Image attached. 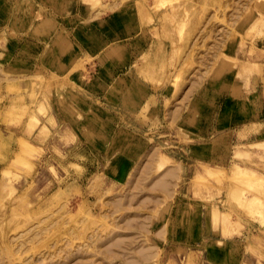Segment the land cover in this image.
<instances>
[{
	"label": "rangeland",
	"instance_id": "rangeland-1",
	"mask_svg": "<svg viewBox=\"0 0 264 264\" xmlns=\"http://www.w3.org/2000/svg\"><path fill=\"white\" fill-rule=\"evenodd\" d=\"M43 3L0 0V264H264V0H74L63 73Z\"/></svg>",
	"mask_w": 264,
	"mask_h": 264
},
{
	"label": "crops",
	"instance_id": "crops-1",
	"mask_svg": "<svg viewBox=\"0 0 264 264\" xmlns=\"http://www.w3.org/2000/svg\"><path fill=\"white\" fill-rule=\"evenodd\" d=\"M39 1L41 2V4L43 1L44 2L43 4L47 7H49L50 10H47V11H49V13L47 15L51 14L55 17V14L53 11L55 10V13H56L60 10L59 13H57L58 16L60 17L59 19L57 18L60 21V24H59L60 26L58 25V20L55 22V20L53 21L52 18L47 17L44 20H40L39 23H37V25H34L32 27V30H34L35 32L41 31L43 34H49L50 35L53 32L54 28L57 26V29L55 31L56 34H55L54 38L51 40V43H49L47 45L49 48L45 52H47V54H53V55L57 56L56 58H58L59 69H61L60 71H61V73H63V71H65V69H63L65 66L62 64V62H63V60L68 59L70 57V55L75 54V52L77 51V44L74 42V38L71 35V33L73 31L71 30L70 25L68 26V24H64V23L61 24V23L65 22L67 19H68V22H70L71 20L69 18H74V17L80 18V17H82L81 13L83 11L82 10L83 5H82V8L80 9L79 13L75 9L72 13L71 11L73 10V8L70 6H72V2L74 0H66L67 2H65V0L64 1L63 0H39ZM59 1H60V6L57 8V6L59 5ZM74 5H75V3H74ZM52 6L54 7V9L52 8ZM53 16H51V17H53ZM43 23H51L52 27L46 29L43 27ZM40 24H42V27H40ZM102 25L103 24H101L100 26H102ZM90 31L91 30H82L81 34H83L85 36V33L90 32ZM58 35L59 36L62 35L63 38L59 39ZM89 35H91V36H88V37H91V39L94 38V32L90 33ZM41 37H44V36L41 35ZM102 43H103V41L101 42L98 40V45L101 48H104L106 44H104V43L102 44ZM31 45L34 46L33 43L30 44V46ZM47 46H46V48H47ZM118 51L119 52L121 51L120 46L118 47ZM67 62H69V61H67ZM73 62L74 61L72 60V63ZM69 63H71V61ZM126 101L129 104L133 103L132 100H129L127 98H126Z\"/></svg>",
	"mask_w": 264,
	"mask_h": 264
},
{
	"label": "bare ground",
	"instance_id": "bare-ground-1",
	"mask_svg": "<svg viewBox=\"0 0 264 264\" xmlns=\"http://www.w3.org/2000/svg\"><path fill=\"white\" fill-rule=\"evenodd\" d=\"M25 145H26V144H25ZM249 149H250V148H249ZM23 152H25V151H23ZM236 152H237V151H236ZM24 154H25V153H24ZM239 154H240V153H239ZM22 163H23V162H22ZM210 171H211V170H210ZM210 171H209V172H210ZM212 172H213V171H212Z\"/></svg>",
	"mask_w": 264,
	"mask_h": 264
}]
</instances>
